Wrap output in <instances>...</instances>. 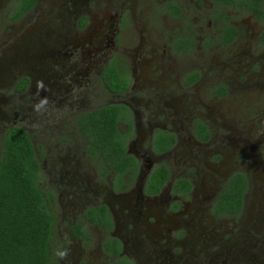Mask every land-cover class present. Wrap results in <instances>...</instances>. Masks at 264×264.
Masks as SVG:
<instances>
[{
    "label": "rangeland",
    "instance_id": "rangeland-1",
    "mask_svg": "<svg viewBox=\"0 0 264 264\" xmlns=\"http://www.w3.org/2000/svg\"><path fill=\"white\" fill-rule=\"evenodd\" d=\"M157 1L38 0L14 20L9 17L11 0H0V149L4 129L19 124L42 154V182L55 193L56 264H113L101 248L104 232L99 228H89L87 245L68 230L84 205L94 202L111 205L113 232L124 242L122 250L132 264H264V46L257 42L261 25L251 15L235 14L240 36L230 47L211 45L207 39L215 21L208 3L196 7L195 0H186L191 5L184 23L198 28L201 46L174 55L166 40L183 21L158 14L153 8ZM122 15L127 21L122 22ZM82 16L86 19L80 22ZM112 53L125 58L120 61L123 71L128 68L132 76L121 96H113L94 78ZM185 65L198 67L201 79L187 85L177 79ZM22 76L29 83L20 91L16 86ZM66 82L67 92L75 97L73 112L77 104L90 108L118 99L132 103L142 115L141 141L132 147L141 156L149 155V111L150 121L175 128L179 142L158 160L168 164L172 175L191 177L194 194L178 207L168 204L166 194L138 205L133 195L112 194L110 176L97 178L96 164L70 125L71 105L63 97ZM219 82L227 86L222 96L211 91ZM195 117L209 125V139L193 134ZM233 170H243L249 178L243 210L237 217L215 215L212 200Z\"/></svg>",
    "mask_w": 264,
    "mask_h": 264
},
{
    "label": "trees",
    "instance_id": "trees-1",
    "mask_svg": "<svg viewBox=\"0 0 264 264\" xmlns=\"http://www.w3.org/2000/svg\"><path fill=\"white\" fill-rule=\"evenodd\" d=\"M35 1L14 0L10 17L14 19L29 10ZM212 1L223 16H226L224 13L227 8L224 6L228 5L239 11L245 8L264 21V0ZM171 7L174 4L171 3ZM171 12L177 15L176 9ZM235 29L231 24L226 26L223 37L225 42L235 36ZM260 38L264 42V28ZM101 77L106 87L114 92L126 89L129 84L128 74L120 72L113 59L103 68ZM198 77V71H191L182 81L192 84ZM27 81V77L20 79L16 88L24 89ZM211 91L222 96L227 92V87L219 82ZM120 121L126 123L125 129L119 127ZM74 123L85 139L86 153L96 164L98 172L109 175L116 189L125 174L134 181L139 171V161L127 148L133 132V117L127 105L109 102L81 111L75 116ZM192 128L193 134L200 140H207L211 136L208 124L200 117H195ZM174 142L172 131L158 129L153 147L156 151H162L172 147ZM41 156L26 128L19 124L6 127L0 149V264H56L53 250L55 212L52 207L55 193L42 182L44 175ZM169 174L165 162L155 164L147 174L145 191L149 194L158 192ZM192 186L188 176L180 175L172 181L171 192L184 194L188 198ZM248 187L247 174L243 170H233L212 200L213 213L225 217L240 215ZM172 206L177 207V202L174 201ZM83 215L72 221L69 228L74 236L83 239L85 245L91 237L85 220L107 231L113 227L112 215L105 202L86 206ZM102 247L113 256V264H132L131 259L121 252L122 242L118 236L107 232Z\"/></svg>",
    "mask_w": 264,
    "mask_h": 264
},
{
    "label": "flooded vegetation",
    "instance_id": "flooded-vegetation-1",
    "mask_svg": "<svg viewBox=\"0 0 264 264\" xmlns=\"http://www.w3.org/2000/svg\"><path fill=\"white\" fill-rule=\"evenodd\" d=\"M37 1L38 0L35 1L33 6L37 3ZM153 1H155V0H153ZM13 2H14V0H11V4H12L11 5V11L13 9ZM187 2L188 1H186V0H158L157 3H155L153 5L154 10L158 14H160L162 17L168 18V19H176L178 21H183L182 27H180L179 30L175 31L173 34L172 33L169 34L170 37H169L168 40H166L167 41V44H166L167 48L169 49L170 52H173L174 55L187 54L188 52H190L193 49H195V46H199V45L201 46V43H199V41L201 40L200 39L201 38L200 37L201 33L199 32L198 28L193 27V25H191L189 23L187 25H185V23H184V21L186 22V20H187L186 18L188 16L186 14V9H188V7L191 5V3H187ZM206 2L208 3L209 11H211L210 12L211 13V17L215 21L214 22V30H210V33H209L210 34V38L207 39V40L210 41L211 45L216 43L217 45H220V46L224 45V46L230 47V45H232L235 42L237 37L240 36V34L242 32V28L240 27L239 24H237V22L235 20V17H236L235 14L245 13V14L251 15L261 25V28H259L257 30V35H258V41L257 42H258L259 45L264 46V42L260 38L261 31L264 28V21L259 19L258 17H256L253 12L246 11L245 8H243L242 10L239 11V10H236V9L226 5V6H224V7H227L226 8V12L224 13L226 16H223L221 13H219L220 10L215 6V4H214V2L212 0H195L194 3L196 5V7H198V6H200V5H202V4L206 3ZM171 3L174 4V7H171ZM172 9H176L177 15L172 14V12H171ZM29 10H27L24 13H22L21 15L17 16L16 18H14V20L20 18L21 16L26 14ZM11 11L9 12V17L11 16V13H12ZM120 18L122 19V22L127 21V18H126L125 15H122ZM10 19H12V18L10 17ZM85 19H86V17L82 16L81 19H80V22L85 21ZM229 24L233 25L236 28L235 32H234L235 36L231 40H229L228 42H225L223 40V37H224V34H225V28ZM196 27H197V25H196ZM198 37L200 39L199 41H198ZM111 59H113L114 64L117 66V68L119 69L120 72L127 73L128 74V79H132V76L130 75V72H129L128 68H126V71H123V66L120 63L121 59L124 61L125 58L122 55H118V54L115 55L114 53L110 54V56L106 58L105 63H103L101 68L99 69L98 75L96 77H94V78L95 79H99V81L103 84L104 88H106L107 91L110 94H112L113 96L114 95L115 96H121L123 93H125L128 90V88L130 86V81H129V84L126 87V89H124L122 91H119V92H114V91L109 90L106 87V85L103 83V81L101 80V79H103L101 77V72H102L103 68L108 64V62ZM125 67H126V65H125ZM191 71H198L199 72V77L193 83H195L199 79H201L202 75H201V71H200V69L198 67L187 68L186 65L183 66L178 71V74H177L178 78L177 79H181V81H182V79H186L187 74L189 72H191ZM25 77L26 76H22L20 79L25 78ZM27 79H28V77H27ZM134 79H138V76H134ZM28 83H29V79L27 81V84ZM66 83H67L66 87L63 88V89H65L66 93H65V95H63V97L71 105L70 109H68V111L70 112V115H73L72 116V120L69 121V122H71L70 125L73 126V130H75V132L83 140V152L85 153V155L88 157L89 160H92L91 157L86 153V149H85L86 142H85V139L80 134V132L78 131V129L76 127V124L74 123V119H75V116L79 112L91 109V108L96 107V106H92L90 108H84V107L81 108L80 106H82V105L81 104H77V112H73L72 111V109L74 107V100L73 99L75 97L73 96V94L71 92H69V91L67 92L69 85H68V82H66ZM27 84H26V86H27ZM183 84L187 85L184 82H183ZM24 89H22L20 91H23ZM59 89H60V87L56 88V91H59ZM111 102H120V103H123V104L127 105L128 108L130 109L131 113H132V117H133V132L136 133V137H134L132 139L131 138L128 139L127 148H128V151L132 152L136 156L137 160L139 161V171L136 174V176L134 178V181L130 180V176L129 175H126V174L123 175V178H122L123 181L120 182L117 185V189H116V186H115L114 182L112 181V179L109 178V182H108L109 190L111 191L112 194H116V195H119V196H121V195H123V196L133 195L134 196V204L135 205H138L139 203L142 204V202L145 201L148 198L155 197V196H162L163 194H166L167 196H169V200H171V201L168 200V204L169 205H172V203L174 201H176L177 202V207L180 206L181 205V201H184L187 197L184 194L182 195V194H176V193H172L171 192L172 181L178 175H172L170 168H169L170 174H169L168 178L165 180V182L161 185L160 190L158 192L149 194L144 189L145 180H146V177H147V174H148L150 168L153 167L157 163L164 162V161L158 160V159H160L162 156L167 154L179 142V134L177 133V130L175 128H173L172 126H169L168 124L167 125L166 124L165 125H161V124H159V123H157L155 121H150L151 120V111H149L148 114H147V117H148L147 118V128H148L147 150L149 152V155L148 154L145 155L144 153H142V156H141L140 154L137 153L138 150L136 151V150L132 149V147L134 145H136V144L138 145V143L141 141V140L138 139L139 135H140L139 134L140 133V128L139 127L142 124V121L140 119L141 116H142L141 113L134 107V105L132 103L127 102L125 100L118 99V100H114V101H111ZM106 103H109V102H106ZM98 106H100V105H98ZM193 122H194V120H193ZM118 125H119V127L121 125V127H120L121 129H125L126 128V123H124L122 121H120L118 123ZM171 125H173V124H171ZM158 129H160V130H168V131H172L174 133L175 142L173 143L172 147H170L169 149L162 150V151H156L154 149V147H153L154 146L153 145L154 144V136H155V132ZM5 130H6V128L4 129V131ZM131 136H132V134H131ZM143 152H146V151L143 149ZM144 161H145V163H144ZM167 166H168V164H167ZM96 170H97V166H96ZM230 173L225 175V177H224L223 181L221 182V184L224 182V180H226V178L228 177V175ZM60 174L62 175L63 172L60 173ZM96 175L98 176L97 178L100 179V180H101V177H103V175L100 172H98V170L96 171ZM107 176H109V175H107ZM183 176H187V175H183ZM189 178L191 179V181L193 183V186H192L189 194H194V191H195L196 188H195V185H194V182H193L192 178L191 177H189ZM248 180H249V178H248ZM221 184H220V186H221ZM220 186L218 187V190H219ZM249 186H250V183H249ZM248 189H249V187H248ZM248 189H247V191H248ZM218 190L216 191V193L218 192ZM247 191H246V193H247ZM216 193H215V195H216ZM246 193H245V195H246ZM99 203L100 202H94V204L84 205V207L82 208L80 217L84 216L83 215V211L86 208V206H88V205H97ZM105 203L108 205V208L110 210V206L111 205L109 203H107V202H105ZM111 215H112L113 227H114V222L116 224V217L113 216L112 213H111ZM78 217L79 216H77L74 220H76ZM74 220H72V221H74ZM84 222L86 223L88 229L90 227L99 228L101 230V232H104L103 238H102V240L100 242L101 248L103 249L102 242L104 240V236L106 235L107 232H109L111 234H114L113 227H112L111 230L107 231L106 229L102 228L101 226H98L95 223H91V222H89L87 220H85ZM68 230H69V233L71 234V236L73 238L79 239V240H81L83 242L82 238L76 237V236H74L71 233L70 228ZM116 236H118V238H120V240L122 242V249H123V243L124 242L122 241V239H121V237L119 235H116ZM90 239H91V237H90ZM104 252H105V250H104ZM121 252H123V250H121ZM105 253L108 254L107 252H105ZM112 258H113V256H112Z\"/></svg>",
    "mask_w": 264,
    "mask_h": 264
}]
</instances>
